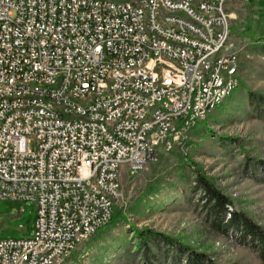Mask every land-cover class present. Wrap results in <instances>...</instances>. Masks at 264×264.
Instances as JSON below:
<instances>
[{
	"label": "built area",
	"instance_id": "1",
	"mask_svg": "<svg viewBox=\"0 0 264 264\" xmlns=\"http://www.w3.org/2000/svg\"><path fill=\"white\" fill-rule=\"evenodd\" d=\"M250 1L0 0V199L36 205L0 264H62L109 223L120 168L180 146L238 86L230 27Z\"/></svg>",
	"mask_w": 264,
	"mask_h": 264
},
{
	"label": "rangeland",
	"instance_id": "2",
	"mask_svg": "<svg viewBox=\"0 0 264 264\" xmlns=\"http://www.w3.org/2000/svg\"><path fill=\"white\" fill-rule=\"evenodd\" d=\"M256 1L238 3L231 21L229 42L238 51L237 76L242 85L198 121L180 146L158 151V159L135 174L121 167L117 206L123 216L113 226L98 230L62 264H138L127 253L136 240L133 226L171 235L220 262L263 264L233 232H216L203 221L194 204L203 202L204 195L189 186L196 163L232 199L231 210H243L264 226V184L244 174L245 154L238 146L241 140L249 155L264 159V121L247 110L248 88L264 94V55L251 40L264 37V14ZM35 219L34 202L0 199V239L28 238Z\"/></svg>",
	"mask_w": 264,
	"mask_h": 264
},
{
	"label": "trees",
	"instance_id": "3",
	"mask_svg": "<svg viewBox=\"0 0 264 264\" xmlns=\"http://www.w3.org/2000/svg\"><path fill=\"white\" fill-rule=\"evenodd\" d=\"M252 0L251 3H254ZM264 14V0L256 1ZM248 32V30L246 29ZM255 44H259L260 51L264 55V37L252 38ZM242 85V81H239ZM248 112L264 121V94L248 88L247 90ZM235 140L238 138L223 137ZM221 138V139H223ZM238 146L245 154L242 160V171L249 177L255 178L264 184V159L249 155L243 148L244 144L238 141ZM158 156L156 157V160ZM191 170L192 179L189 182L190 190L202 191L203 202H196L195 209L201 215L203 221L214 231L229 234L233 232L241 244L246 245L254 251L264 264V226L256 222L243 210L230 209L233 204L232 199L225 194L208 177L200 166L194 163ZM189 176L188 173H186ZM226 215H229L226 218ZM123 216V209L117 204L113 207V212L109 223L105 227L116 224ZM136 240L133 249H128V254L138 264H238L237 262H220L211 254L203 250H198L190 244L171 235L159 232L147 226L139 229L133 226Z\"/></svg>",
	"mask_w": 264,
	"mask_h": 264
}]
</instances>
